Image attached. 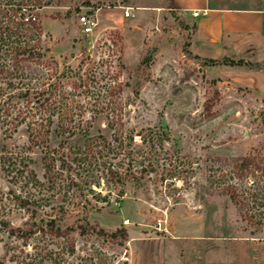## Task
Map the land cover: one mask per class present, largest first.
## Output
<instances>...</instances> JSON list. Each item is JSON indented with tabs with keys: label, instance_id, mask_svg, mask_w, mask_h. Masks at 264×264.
Here are the masks:
<instances>
[{
	"label": "rangeland",
	"instance_id": "374dc122",
	"mask_svg": "<svg viewBox=\"0 0 264 264\" xmlns=\"http://www.w3.org/2000/svg\"><path fill=\"white\" fill-rule=\"evenodd\" d=\"M24 1L0 0V32L9 20L17 21ZM27 2L26 10L38 14L42 45L58 75L69 67L67 75L79 72L87 80V92H76L75 98L84 119L94 117L91 133L99 131L111 140L106 127L111 112L101 97L112 89L117 128L133 137L132 169L144 165L147 171L125 184L120 199L102 181L92 191L83 188L74 200L73 189L50 190L45 211L68 230L66 236L51 237L42 216L35 219V233L25 244L14 242L0 226V263L14 264L12 251H20V258L33 264H121L129 238L158 237L164 242V264H264V177L251 168L243 173L233 169L243 157L264 159V96L193 58L192 18L170 8V0ZM213 2L264 8V0ZM121 7L133 8L134 18L123 19ZM83 11L98 19L92 35L77 26L76 16ZM143 59H149L146 67L140 65ZM3 129L0 123V148L29 146L24 125L10 138H4ZM53 129L51 148L62 139ZM82 142L79 135L67 140L72 146ZM30 153L31 167L44 182L40 149L32 147ZM9 190L16 191L0 174V192ZM85 215L87 223L107 234L124 228L127 240L119 245V240L95 233L79 235L73 230L85 224ZM6 219L9 228L31 225L29 215L19 209ZM46 250L52 255L41 262Z\"/></svg>",
	"mask_w": 264,
	"mask_h": 264
},
{
	"label": "trees",
	"instance_id": "16d2710c",
	"mask_svg": "<svg viewBox=\"0 0 264 264\" xmlns=\"http://www.w3.org/2000/svg\"><path fill=\"white\" fill-rule=\"evenodd\" d=\"M29 4L30 2L25 0L16 11L17 21L9 20L0 32V79L4 85V88H0V123L4 126V138L12 137L18 127L24 125L29 143L28 147L21 149L6 145L0 148V174L16 189L9 190L6 195L0 192V226L8 231L14 242L23 240L24 244L25 240L35 233L33 227H36L35 219L38 216L45 217L43 228L51 237L62 238L68 233L65 227L56 225L55 219L45 211L50 198L47 192L50 190L65 187L73 189L74 200L75 194L81 196L83 188L92 191V187H99L102 181L105 186H111V189L116 191V198L120 199L125 184L138 181L142 173L147 171L144 165L138 171L132 169L134 159L129 145L133 142V137L123 134L117 128L120 119L116 104L111 98L112 89L108 96L101 97L105 107L111 112L106 126L111 131V140L108 141L99 131L96 134L91 133L89 126L94 117L84 119L83 107L75 98L76 92L80 94L82 90H86L87 80L83 79L79 72L67 75L71 73L69 67H64L58 75L52 67V60L46 57L47 50L42 45L41 31L37 23L38 14L26 10ZM170 8L178 10L172 0ZM192 28L194 29V25ZM193 58L207 66H252L255 69L261 67L258 64L252 65L227 58ZM148 62L149 59H143L140 65L146 67ZM53 127V132L62 139L56 147L51 148L48 146V138ZM76 135L81 136L83 140L81 146L67 143L68 139ZM144 141L145 137H141V142ZM32 147L40 149L39 161L44 182L37 178L31 167L34 163L30 153ZM27 150L29 152H26ZM112 159L116 163H113ZM249 168L264 177V159L258 160L248 156L237 160L233 165V169L239 173ZM14 209L29 215L31 225L26 230L9 228L11 225L6 218ZM82 220L85 224L78 225L73 230L79 235L91 232L108 237L111 241L119 240V245H123L127 240L124 228L107 234L87 223V215ZM13 248L16 250V245ZM69 250L70 253L73 251L72 244ZM19 253L20 251H12L10 261L14 264H33L32 260L26 262L21 259ZM51 253L46 250L41 262L50 259Z\"/></svg>",
	"mask_w": 264,
	"mask_h": 264
},
{
	"label": "crops",
	"instance_id": "0c3cea01",
	"mask_svg": "<svg viewBox=\"0 0 264 264\" xmlns=\"http://www.w3.org/2000/svg\"><path fill=\"white\" fill-rule=\"evenodd\" d=\"M192 18L191 53L199 59L241 60L264 64V8L215 6L213 0H172ZM193 12H198L192 17ZM232 82L264 96V67L217 66ZM123 248L127 264H164V242L158 237L129 238Z\"/></svg>",
	"mask_w": 264,
	"mask_h": 264
},
{
	"label": "built area",
	"instance_id": "2783aa9c",
	"mask_svg": "<svg viewBox=\"0 0 264 264\" xmlns=\"http://www.w3.org/2000/svg\"><path fill=\"white\" fill-rule=\"evenodd\" d=\"M121 17L123 19H132L135 16L134 9L130 7H121L119 8ZM198 12H193L191 14L192 17H196ZM76 23L82 34L84 35H92L96 31L98 27V19L93 13L89 11L79 12L76 16ZM158 224L157 226H159ZM121 264L128 263V252L127 249L122 248V258L120 259ZM119 262V261H118ZM116 262V264H118Z\"/></svg>",
	"mask_w": 264,
	"mask_h": 264
}]
</instances>
